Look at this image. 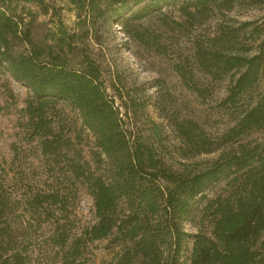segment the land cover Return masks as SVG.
Listing matches in <instances>:
<instances>
[{"label": "trees", "instance_id": "obj_1", "mask_svg": "<svg viewBox=\"0 0 264 264\" xmlns=\"http://www.w3.org/2000/svg\"><path fill=\"white\" fill-rule=\"evenodd\" d=\"M217 1L183 0L179 11L191 18ZM175 3L0 0V99L15 106L11 81L25 90L20 144L8 159L0 148V264H92L98 242L109 264H264V141L242 140L264 134V18L252 31L253 56L196 55L204 73L230 75L223 115L249 98L215 140L196 120L165 122L160 98L106 54L114 26L129 34L130 23ZM170 153L219 154L191 170L166 160ZM220 183L222 193L207 199ZM82 190L86 219L77 213Z\"/></svg>", "mask_w": 264, "mask_h": 264}, {"label": "rangeland", "instance_id": "obj_2", "mask_svg": "<svg viewBox=\"0 0 264 264\" xmlns=\"http://www.w3.org/2000/svg\"><path fill=\"white\" fill-rule=\"evenodd\" d=\"M183 0H176L174 6H165L161 13H153L141 22H132L129 34L113 27V40L106 54H112L116 69L130 81L144 84L151 88L150 93L162 101L161 114L167 118L193 119L199 122L208 139L215 140L228 126L229 118L244 109L249 98L239 103L238 110L231 109L228 116L223 115L220 102L227 95L230 75L204 70L197 62V54H235L250 57L256 54L260 40L253 35L255 27L262 24L264 18V0H227L228 3L210 5L204 14L185 17L179 11ZM191 12L195 9L191 8ZM250 23L248 28L240 29L243 23ZM235 34L234 36H230ZM135 36V37H134ZM231 37L227 42L224 38ZM199 89L195 92L193 90ZM10 89L15 97V106L0 99V148L5 158H10L11 144L19 145L16 128L22 120L21 110L25 98L24 88L11 81ZM264 89V82L259 87ZM231 116V117H230ZM75 114L65 108L62 115L64 122L74 127ZM19 134V133H18ZM250 146L261 144L264 134L251 133L242 138ZM168 131V147L173 151L178 146ZM173 148V149H172ZM219 153L202 155L195 158H178L175 153L164 154L166 160L172 156L188 169L203 168L217 158ZM225 184L213 186L206 194L212 199L222 193ZM91 200L82 190L77 205V213L82 219L89 216ZM184 229L195 232L191 223L185 222ZM264 240V233L262 236ZM92 264H109L111 251L106 242L91 246Z\"/></svg>", "mask_w": 264, "mask_h": 264}]
</instances>
